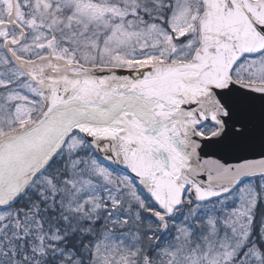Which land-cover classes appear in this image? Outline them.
Returning a JSON list of instances; mask_svg holds the SVG:
<instances>
[{
    "label": "snow or ice",
    "instance_id": "obj_1",
    "mask_svg": "<svg viewBox=\"0 0 264 264\" xmlns=\"http://www.w3.org/2000/svg\"><path fill=\"white\" fill-rule=\"evenodd\" d=\"M0 264H264V0H0Z\"/></svg>",
    "mask_w": 264,
    "mask_h": 264
},
{
    "label": "water",
    "instance_id": "obj_2",
    "mask_svg": "<svg viewBox=\"0 0 264 264\" xmlns=\"http://www.w3.org/2000/svg\"><path fill=\"white\" fill-rule=\"evenodd\" d=\"M230 162H231V163H236V162H238V161H235V160H231Z\"/></svg>",
    "mask_w": 264,
    "mask_h": 264
}]
</instances>
